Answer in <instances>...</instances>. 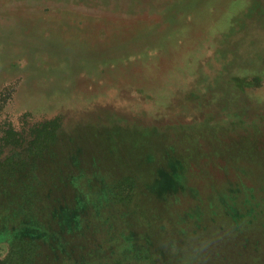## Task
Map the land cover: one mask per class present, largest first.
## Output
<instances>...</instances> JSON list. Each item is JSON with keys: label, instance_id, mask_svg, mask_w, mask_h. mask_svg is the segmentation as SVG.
<instances>
[{"label": "rangeland", "instance_id": "rangeland-1", "mask_svg": "<svg viewBox=\"0 0 264 264\" xmlns=\"http://www.w3.org/2000/svg\"><path fill=\"white\" fill-rule=\"evenodd\" d=\"M53 119L39 264H264V0H0V136Z\"/></svg>", "mask_w": 264, "mask_h": 264}, {"label": "trees", "instance_id": "trees-1", "mask_svg": "<svg viewBox=\"0 0 264 264\" xmlns=\"http://www.w3.org/2000/svg\"><path fill=\"white\" fill-rule=\"evenodd\" d=\"M59 126L57 119L30 128L9 125L0 136V242L9 244L0 264H39V249L43 246L40 231H55L60 212L75 209L76 220L69 227L80 229L84 225L85 210L80 206L64 208L67 206L64 194L61 200L55 195L56 178L66 181L67 174L62 171L56 174L55 169L45 168L42 163L44 156L54 150ZM67 190L68 195L71 191L73 195L76 189ZM26 228L29 231L23 232ZM67 245L72 246L65 240Z\"/></svg>", "mask_w": 264, "mask_h": 264}]
</instances>
